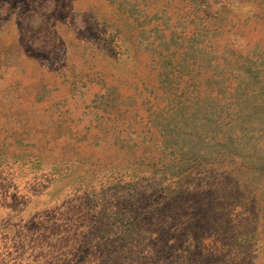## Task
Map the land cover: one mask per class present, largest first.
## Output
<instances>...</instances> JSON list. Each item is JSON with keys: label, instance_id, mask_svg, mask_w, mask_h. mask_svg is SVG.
<instances>
[{"label": "rangeland", "instance_id": "374dc122", "mask_svg": "<svg viewBox=\"0 0 264 264\" xmlns=\"http://www.w3.org/2000/svg\"><path fill=\"white\" fill-rule=\"evenodd\" d=\"M222 166L264 220V0H0V264H207Z\"/></svg>", "mask_w": 264, "mask_h": 264}, {"label": "trees", "instance_id": "16d2710c", "mask_svg": "<svg viewBox=\"0 0 264 264\" xmlns=\"http://www.w3.org/2000/svg\"><path fill=\"white\" fill-rule=\"evenodd\" d=\"M242 113L246 111L242 110ZM230 138L228 140L232 142ZM220 157H226L229 163L231 158L234 159L232 163L236 159L229 150ZM252 160L251 155L242 156L240 167L247 172ZM227 170L224 166L208 168L189 178L193 192L188 197L198 201L199 229L207 240L204 259L207 264H264V220L258 203L249 182L241 181L239 170L231 169L229 173ZM251 175L248 176L250 179ZM180 194L186 197L188 190ZM138 221L128 217L123 236L136 234L140 229Z\"/></svg>", "mask_w": 264, "mask_h": 264}]
</instances>
